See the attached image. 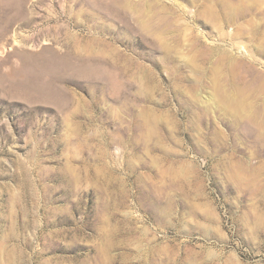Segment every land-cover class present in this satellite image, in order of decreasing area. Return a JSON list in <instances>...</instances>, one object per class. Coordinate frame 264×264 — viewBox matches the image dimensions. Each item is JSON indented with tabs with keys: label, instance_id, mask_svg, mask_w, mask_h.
Listing matches in <instances>:
<instances>
[{
	"label": "rangeland",
	"instance_id": "obj_1",
	"mask_svg": "<svg viewBox=\"0 0 264 264\" xmlns=\"http://www.w3.org/2000/svg\"><path fill=\"white\" fill-rule=\"evenodd\" d=\"M0 264H264V0H0Z\"/></svg>",
	"mask_w": 264,
	"mask_h": 264
},
{
	"label": "bare ground",
	"instance_id": "obj_2",
	"mask_svg": "<svg viewBox=\"0 0 264 264\" xmlns=\"http://www.w3.org/2000/svg\"><path fill=\"white\" fill-rule=\"evenodd\" d=\"M227 103V102H226Z\"/></svg>",
	"mask_w": 264,
	"mask_h": 264
}]
</instances>
